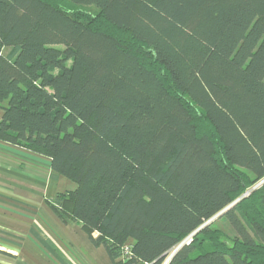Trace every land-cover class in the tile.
<instances>
[{
    "label": "trees",
    "instance_id": "1",
    "mask_svg": "<svg viewBox=\"0 0 264 264\" xmlns=\"http://www.w3.org/2000/svg\"><path fill=\"white\" fill-rule=\"evenodd\" d=\"M0 111L113 264H264V0H0Z\"/></svg>",
    "mask_w": 264,
    "mask_h": 264
},
{
    "label": "crops",
    "instance_id": "2",
    "mask_svg": "<svg viewBox=\"0 0 264 264\" xmlns=\"http://www.w3.org/2000/svg\"><path fill=\"white\" fill-rule=\"evenodd\" d=\"M76 188L52 170L50 157L0 140V264H113L103 245L51 204Z\"/></svg>",
    "mask_w": 264,
    "mask_h": 264
},
{
    "label": "rangeland",
    "instance_id": "3",
    "mask_svg": "<svg viewBox=\"0 0 264 264\" xmlns=\"http://www.w3.org/2000/svg\"><path fill=\"white\" fill-rule=\"evenodd\" d=\"M67 7L70 9L75 8V6H73L72 4H69V3H67ZM88 9H89L88 11H90L91 13H96V11H97V9L94 7H89ZM86 13H87V11H86ZM10 49H11L10 47H3L2 51H3V53H7L8 51H10ZM0 113H1V111H0ZM210 224L211 225L214 224L215 227L224 229L226 231V233L229 234V231L227 230V224L224 222V220L216 219V220L212 221Z\"/></svg>",
    "mask_w": 264,
    "mask_h": 264
},
{
    "label": "water",
    "instance_id": "4",
    "mask_svg": "<svg viewBox=\"0 0 264 264\" xmlns=\"http://www.w3.org/2000/svg\"><path fill=\"white\" fill-rule=\"evenodd\" d=\"M248 193L249 192H246L243 196H246V195H248ZM242 196V197H243ZM238 201V200H237ZM237 201H235L234 203H232L231 205H229L228 207H226L225 209H223L222 211H220L217 215H215L213 218H211L210 220H208L205 224H203L201 227H199L198 229H197V231H199V230H201L204 226H207V225H209L212 221H214L216 218H218L219 216H221L226 210H228L232 205H234ZM196 231V232H197ZM186 242V240L185 241H183L176 249H175V251L172 253V255H171V258H172V256L174 255V253L176 252V250H178V248L182 245V244H184Z\"/></svg>",
    "mask_w": 264,
    "mask_h": 264
},
{
    "label": "built area",
    "instance_id": "5",
    "mask_svg": "<svg viewBox=\"0 0 264 264\" xmlns=\"http://www.w3.org/2000/svg\"><path fill=\"white\" fill-rule=\"evenodd\" d=\"M174 251H175V250H174ZM174 251H172V252L167 256V258H166V260L163 262V264H169V262H170V260H171V255H172V253H173ZM144 264H152V263L146 262V263H144Z\"/></svg>",
    "mask_w": 264,
    "mask_h": 264
}]
</instances>
